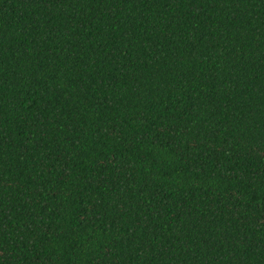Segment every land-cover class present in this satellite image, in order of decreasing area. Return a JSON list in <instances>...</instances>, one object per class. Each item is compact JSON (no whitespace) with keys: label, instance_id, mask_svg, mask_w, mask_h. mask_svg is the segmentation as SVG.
<instances>
[{"label":"trees","instance_id":"1","mask_svg":"<svg viewBox=\"0 0 264 264\" xmlns=\"http://www.w3.org/2000/svg\"><path fill=\"white\" fill-rule=\"evenodd\" d=\"M0 264H264V0H0Z\"/></svg>","mask_w":264,"mask_h":264}]
</instances>
